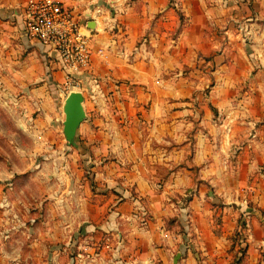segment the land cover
<instances>
[{
	"label": "crops",
	"instance_id": "1",
	"mask_svg": "<svg viewBox=\"0 0 264 264\" xmlns=\"http://www.w3.org/2000/svg\"><path fill=\"white\" fill-rule=\"evenodd\" d=\"M28 1L0 0L2 78L54 135L66 75L26 33ZM59 1L90 36L78 142L94 174L63 154L78 205L105 217L83 224L117 233L128 264H264V0Z\"/></svg>",
	"mask_w": 264,
	"mask_h": 264
},
{
	"label": "rangeland",
	"instance_id": "2",
	"mask_svg": "<svg viewBox=\"0 0 264 264\" xmlns=\"http://www.w3.org/2000/svg\"><path fill=\"white\" fill-rule=\"evenodd\" d=\"M4 73L2 63L0 264H128L124 257L115 258L117 252L126 250L117 233L101 229L100 224L91 230L89 223L83 224V219L95 223L105 217L89 205L83 209L78 205L83 187L76 181L77 173L68 169L65 152L79 153L78 164L86 177L91 178L96 167L90 158L82 159L87 152L79 144L78 134L74 146L66 140L63 128L54 135L37 130L34 123L43 115V109L38 107L28 115V104L20 99L30 87L14 90L13 85L5 86L2 77L8 79L9 75ZM68 87L65 80L58 86L61 98L71 90L88 94L82 84ZM71 179H75L74 185ZM243 250L240 246L239 252L244 254Z\"/></svg>",
	"mask_w": 264,
	"mask_h": 264
},
{
	"label": "built area",
	"instance_id": "3",
	"mask_svg": "<svg viewBox=\"0 0 264 264\" xmlns=\"http://www.w3.org/2000/svg\"><path fill=\"white\" fill-rule=\"evenodd\" d=\"M25 30L29 37L58 53L68 88H78L91 59L86 23L59 0H29Z\"/></svg>",
	"mask_w": 264,
	"mask_h": 264
},
{
	"label": "water",
	"instance_id": "4",
	"mask_svg": "<svg viewBox=\"0 0 264 264\" xmlns=\"http://www.w3.org/2000/svg\"><path fill=\"white\" fill-rule=\"evenodd\" d=\"M84 101L85 97L81 91H71L63 105V111L65 114L63 131L65 138L70 145H77L75 139L78 130L81 124L87 119Z\"/></svg>",
	"mask_w": 264,
	"mask_h": 264
},
{
	"label": "bare ground",
	"instance_id": "5",
	"mask_svg": "<svg viewBox=\"0 0 264 264\" xmlns=\"http://www.w3.org/2000/svg\"><path fill=\"white\" fill-rule=\"evenodd\" d=\"M72 89H73V88H72ZM71 91H77V90H71ZM71 91H70V92H71ZM70 92H69V93H70ZM69 93H68V95H69ZM68 95H67V96H68ZM67 96H66V98H67ZM66 98H65V100H66ZM64 103H65V101H64ZM63 105H64V104H63Z\"/></svg>",
	"mask_w": 264,
	"mask_h": 264
}]
</instances>
